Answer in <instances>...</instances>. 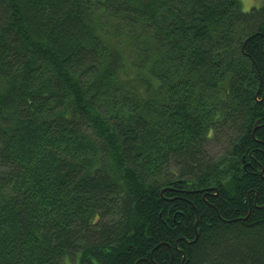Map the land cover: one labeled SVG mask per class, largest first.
I'll return each instance as SVG.
<instances>
[{
	"label": "trees",
	"instance_id": "1",
	"mask_svg": "<svg viewBox=\"0 0 264 264\" xmlns=\"http://www.w3.org/2000/svg\"><path fill=\"white\" fill-rule=\"evenodd\" d=\"M242 7L0 0V264H264V2Z\"/></svg>",
	"mask_w": 264,
	"mask_h": 264
},
{
	"label": "rangeland",
	"instance_id": "2",
	"mask_svg": "<svg viewBox=\"0 0 264 264\" xmlns=\"http://www.w3.org/2000/svg\"><path fill=\"white\" fill-rule=\"evenodd\" d=\"M242 3V8L244 11L248 12L251 9H258L262 6L264 0H238ZM223 148V144L216 145L214 143H209L208 150L212 157L217 158L221 154V150ZM69 264V263H66Z\"/></svg>",
	"mask_w": 264,
	"mask_h": 264
},
{
	"label": "water",
	"instance_id": "3",
	"mask_svg": "<svg viewBox=\"0 0 264 264\" xmlns=\"http://www.w3.org/2000/svg\"><path fill=\"white\" fill-rule=\"evenodd\" d=\"M256 125L258 126L259 125V122H257Z\"/></svg>",
	"mask_w": 264,
	"mask_h": 264
}]
</instances>
